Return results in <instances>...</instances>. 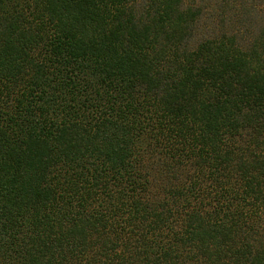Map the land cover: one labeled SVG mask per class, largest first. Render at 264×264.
Instances as JSON below:
<instances>
[{"label":"trees","instance_id":"16d2710c","mask_svg":"<svg viewBox=\"0 0 264 264\" xmlns=\"http://www.w3.org/2000/svg\"><path fill=\"white\" fill-rule=\"evenodd\" d=\"M0 264H264V0H0Z\"/></svg>","mask_w":264,"mask_h":264},{"label":"rangeland","instance_id":"374dc122","mask_svg":"<svg viewBox=\"0 0 264 264\" xmlns=\"http://www.w3.org/2000/svg\"><path fill=\"white\" fill-rule=\"evenodd\" d=\"M203 24V23H202ZM202 33L203 32H200L199 34H198V38H200L201 36H202ZM204 34V33H203Z\"/></svg>","mask_w":264,"mask_h":264}]
</instances>
